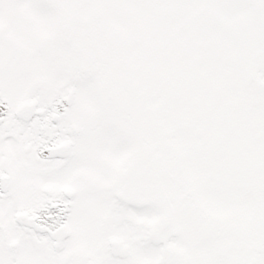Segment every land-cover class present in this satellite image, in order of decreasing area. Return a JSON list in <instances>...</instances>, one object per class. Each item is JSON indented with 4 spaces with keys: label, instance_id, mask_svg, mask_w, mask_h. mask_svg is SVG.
Returning <instances> with one entry per match:
<instances>
[{
    "label": "snow or ice",
    "instance_id": "snow-or-ice-1",
    "mask_svg": "<svg viewBox=\"0 0 264 264\" xmlns=\"http://www.w3.org/2000/svg\"><path fill=\"white\" fill-rule=\"evenodd\" d=\"M0 264H264V0H0Z\"/></svg>",
    "mask_w": 264,
    "mask_h": 264
}]
</instances>
